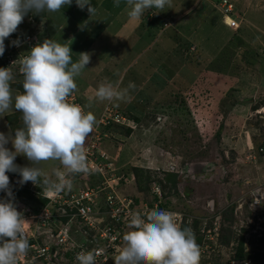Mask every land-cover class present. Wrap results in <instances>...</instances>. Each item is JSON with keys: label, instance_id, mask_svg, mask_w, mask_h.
Segmentation results:
<instances>
[{"label": "rangeland", "instance_id": "rangeland-1", "mask_svg": "<svg viewBox=\"0 0 264 264\" xmlns=\"http://www.w3.org/2000/svg\"><path fill=\"white\" fill-rule=\"evenodd\" d=\"M79 2L10 0V9L21 15L44 9L53 16V26L60 20L69 26V19L82 8ZM124 2L122 6L121 0H87L89 12L80 17L85 21L76 25L69 43L58 44L61 51L53 52L60 64L72 63L67 71L75 82L69 87L80 101L86 94L78 92V80L84 79V71H95L99 78L86 93L99 108L110 100L111 106L139 119L134 122L124 116L126 122L132 121V132L120 130L117 137L103 142L102 149L119 165L117 175L127 177L126 184L121 181L122 192L148 199L151 188L159 184L164 200L183 213L189 226L193 224L190 216L197 222L196 218L220 213L218 237L198 256L199 264L226 261L240 237L247 239L245 247L253 252V260L264 259V218L257 217L264 209V152L256 151L259 144L264 148V0H237L242 22L237 30L225 25L223 29L214 0L213 4L211 0ZM63 6L64 18L53 15ZM26 28L41 41L47 40L40 24ZM74 38L76 42L71 41ZM105 70L121 73L119 87L103 89L98 80ZM129 82L134 86L127 90ZM119 91L122 99L126 97L123 103L118 102L122 100ZM95 116L90 114L91 119ZM2 122L0 150L11 157L8 164L14 162L16 167L20 160H32L35 176L48 178L58 163L53 149L33 148L26 140L29 128H24L22 139L12 138V125ZM135 167L141 171L136 173ZM169 171L177 175L176 193L164 177ZM253 195L262 199L256 212L250 210ZM160 224L163 235L156 243L147 246L142 238L130 236L136 263L162 264L156 254L170 250L171 234L165 226L173 225ZM217 253L221 260L215 259ZM186 260L179 261L186 264Z\"/></svg>", "mask_w": 264, "mask_h": 264}, {"label": "built area", "instance_id": "built-area-1", "mask_svg": "<svg viewBox=\"0 0 264 264\" xmlns=\"http://www.w3.org/2000/svg\"><path fill=\"white\" fill-rule=\"evenodd\" d=\"M217 4L224 13L233 9L228 0ZM6 7L7 0H0V77L21 85L17 88L21 101L18 118L31 128V140L40 139L54 147L58 163L54 174L39 189L35 188L36 182L29 181V170L13 168L14 183L25 187L29 183V190L44 202L17 203L11 209L7 222L0 226V264H138L126 247L130 233H150L151 240H158L161 233L152 220L160 215L176 226L180 214L161 208L160 201H153L152 208L146 201L138 204L122 192L121 181L125 178L117 175V168L102 147L111 138L107 128L110 121L123 125L131 121L126 122L109 105L92 121L73 91L52 86L58 62L48 55L37 33H23L22 27L15 26L16 20L5 15ZM229 20L231 26L237 25ZM28 22L33 28L39 23L32 17ZM0 166L11 165L2 160ZM258 203L255 196L251 204ZM217 224L215 221L212 229L202 228L201 232L214 240L218 237ZM211 230L212 235H208ZM174 235L167 246L178 253L175 259L184 257L187 264H199L198 256L211 248L204 238L197 243ZM165 252L170 254V250ZM230 253L226 261L218 263H253L251 257L236 258L233 247ZM220 256L215 254V259L221 260Z\"/></svg>", "mask_w": 264, "mask_h": 264}, {"label": "clouds", "instance_id": "clouds-1", "mask_svg": "<svg viewBox=\"0 0 264 264\" xmlns=\"http://www.w3.org/2000/svg\"><path fill=\"white\" fill-rule=\"evenodd\" d=\"M221 0H214V3H216L215 4V6L217 7V9L221 12V14H222V19H223V22H224V25L225 26H227L228 28H230V29H233V30H237L239 27H240V23H242L241 22V19L240 20H238L240 17L239 16H236V18H234L233 17V15H232V12H233V10H234V4H233V2L231 1V0H228V1H230V2H232V4H233V9H232V11L231 12H229V13H224L220 8H219V5L217 4L218 2H220ZM12 5H11V3H10V0H7V7H6V10H5V15L7 16V17H13L15 20H16V24H15V26H17V27H22V29L23 30H30V29H27L26 27H32V26H30L29 25V22H28V18L29 17H32V18H34V20L36 21V22H39L38 24H40L41 26H43V27H45V25H44V22H45V17H43L42 19H36L35 18V16H34V14H36V13H32V12H30L28 15H26V14H24V15H21L20 13H12V10L10 9V7H11ZM45 18V19H44ZM229 19H233V20H235L236 21V23H237V25L236 26H231L230 25V20ZM38 36V35H37ZM40 39H43V38H41V37H39ZM39 39V40H40ZM44 41V40H43ZM42 41V42H43ZM46 50H47V48H46ZM47 53H48V55L49 56H54V58L56 59V61L58 62V70L54 73V75H53V77L55 76V74L59 71V70H61V68H60V63H59V61H58V58H57V56H56V54H54V53H52V51H51V48H48V50H47ZM52 77V78H53ZM0 81H1V83H0V91H2V90H6V91H8V92H10L11 94H13L14 95V100H15V104H14V109L12 110V112H10L9 114H7L6 115V118H7V116L8 115H14V114H18V116L20 115V109H21V101H20V95H19V93L17 92V88H20L19 86H13L12 84H13V82L12 81H10L9 80V78H6V76H2V77H0ZM19 84V83H18ZM71 91H73V93L77 96V98H78V95L76 94V92L74 91V90H71ZM79 100V99H78ZM79 102L81 103V105L83 106V104H82V102L79 100ZM108 105V104H107ZM106 105V106H107ZM105 106V107H106ZM83 108H84V110H85V112L88 114V116L90 117V114L87 112V110L85 109V107L83 106ZM112 108H114V107H112ZM115 109V108H114ZM102 110H103V108H102ZM102 110H101V112H102ZM100 112V113H101ZM98 116H99V114H98ZM97 116V117H98ZM96 117V118H97ZM5 118V119H6ZM96 118L95 119H91L92 121H94V120H96ZM18 120H19V118H18ZM20 121V120H19ZM6 122H7V120H6ZM21 122V121H20ZM22 123H24V122H22ZM26 126H27V124H26ZM12 137V136H11ZM26 140L27 141H29V143L31 144V146L33 147V148H35V149H38V150H46V151H51V149L50 148H52L53 149V152L57 155V157H58V154L56 153V151L54 150V147L52 146V145H48L47 144V142H44L43 140H40V139H34V140H31V138H26ZM109 140H111V138L109 139ZM109 140H107V141H109ZM38 141H41L43 144H44V147H39V145L37 144V142ZM104 145V144H103ZM264 152V151H263ZM107 153V155L109 156V158H110V161L111 162H113V164L115 165V167L117 168V166H119L118 165V163H117V161L115 160V158H113V156L112 155H110L108 152H106ZM15 160V159H14ZM15 162H18V161H16L15 160ZM20 163H21V165H18L17 164V166L16 167H18V168H21V169H27V170H29V181L31 182V179L33 178V177H35V174H34V172H35V163H33L32 162V160H20L19 161ZM12 164H14V162H12ZM11 164V166H0V181L2 182V185H0V217H1V223H0V226H1V224H5L6 222H7V220H8V215H9V213L11 212V209H13L14 208V206L17 204V203H20V204H22V203H24V204H36V205H39V204H42L43 202H44V199H42V197H40V198H36L35 197V194L34 193H32L30 190H29V187H28V185H29V183L27 184V187H25V185H19V184H15L14 182H16V179H14L13 180V175L15 174V170L13 169V168H16L15 166H13ZM30 166H32V169H30ZM6 169V170H5ZM123 169V168H122ZM55 170H56V166H55V169H54V171L48 176V178H50L53 174H54V172H55ZM117 170H118V168H117ZM125 171V175L126 176H129V175H131V174H129V172L127 171V170H124ZM47 178V179H48ZM123 178H125L124 180H122V182L124 181V183L126 184L127 183V177H123ZM121 182V183H122ZM37 184V183H36ZM158 184V183H157ZM7 185H9V186H13L14 187V190L16 191V192H14V191H8L7 189H6V186ZM159 185V184H158ZM158 185H156V186H154V187H152L151 188V190H150V193L152 194L151 196H150V198H146V199H142V198H140V196L139 195H136V194H128V195H130V196H132L134 199H135V201H137V203L138 204H140V201H141V204H143L145 201L146 202H148V204H149V207H153V201H160V207L161 208H167V209H169V210H171V211H173V212H176V213H178V214H180V220L177 222V225L176 226H170V227H167V226H165V228L166 229H168V231H170V236H171V238H170V240H168V242H170V241H173L174 240V238H175V236L176 235H174V233H177V235L179 236V238H181V240L182 241H185V239L183 240V237L181 236V233H180V231H181V225H182V223L185 221L184 220V215H183V213L182 212H177V211H175V210H173L170 206H161V204H163V203H165V200H164V197H163V194H162V192H161V190L159 189V186ZM121 186H122V184H121ZM39 188H41V185L40 186H38ZM37 186L35 187L36 189L38 188ZM38 188V189H39ZM154 188H158V191H156ZM27 193H32L34 196H33V198H30L29 196H28V194ZM255 197V195H253L251 198L249 197V202L251 203L252 202V200H253V198ZM10 200H12L13 201V203H9L8 201H10ZM262 200V199H261ZM261 200H259V203H258V205L257 206H253L250 210H253V211H257L258 210V208L259 207H261ZM259 211H261L260 213H261V215H257V217H258V219L260 220V218L261 217H263L264 218V209L262 208L261 210H259ZM150 214V213H149ZM148 214V215H149ZM220 214V213H219ZM219 214H213V215H209L208 214V216H207V218H205L204 219V216L203 217H200V218H196V219H198V221H197V226H196V228H192V227H190V229L193 231L194 230V232H196L200 237H201V241H203V238L205 239V242H207V243H211L212 241H214V240H211V239H209L208 238V236H207V233L206 232H201V229L202 228H204L205 230L207 229V228H210V229H212V227H213V223L215 222V221H219L218 219L220 218H218V216H219ZM149 216H152V217H155L154 215H149ZM190 218H191V221L193 222L195 219L193 218V216H190ZM212 218H214V219H212ZM160 222H162L164 225H170L171 223H166L163 219H162V217L160 216V215H157V218H155V219H153L152 220V223H153V227L154 228H157L158 230H160V233H161V236H160V238L158 239V240H151V237H152V234H150L149 233V235H147L146 233H143V234H141V235H137L136 234V232H131L130 233V235H129V237H128V239L127 240H125V243H126V247L128 248V251H130L131 252V255H133L132 257L133 258H135V260L137 261V262H139V260H138V258L136 257L137 256V254L136 253H134V251L133 250H135V248L133 249V247L131 248V245L129 244V242H130V236H134V238H136L137 240L139 239V238H142V242H145L146 244L145 245H149L148 243L150 242V243H156V242H158L159 240H161V238H162V235H163V229L161 228V224H160ZM204 222H205V225H204ZM173 225V224H172ZM248 232H251L250 230H248L247 231V233ZM212 233H213V231L211 230L210 232H209V234L208 235H212ZM245 237V236H244ZM245 240V239H244ZM195 241V240H194ZM197 243H199L198 241H196ZM243 245H244V241H243ZM245 247V246H244ZM131 249V250H130ZM170 256H169V258L170 259H168V257L167 258H165V256L168 254L167 252H165V253H162V254H158L157 252L158 251H156V257H158V260H159V263H162V264H172L173 262H177V264H184V262L183 263H180V261L179 260H181V259H175V257H177V255H178V253L176 252V251H174V250H172V249H170ZM177 254V255H176ZM142 258V257H141ZM179 258V257H178ZM252 258V257H251ZM77 264H87V263H85V262H78ZM140 264V263H139ZM187 264V263H186Z\"/></svg>", "mask_w": 264, "mask_h": 264}, {"label": "trees", "instance_id": "trees-1", "mask_svg": "<svg viewBox=\"0 0 264 264\" xmlns=\"http://www.w3.org/2000/svg\"><path fill=\"white\" fill-rule=\"evenodd\" d=\"M52 3V2H51ZM79 12H81V13H79ZM79 12L77 13V15L75 16V14H74V16L71 18V19H69V22H72L71 24H73V25H75L74 27L73 26H63V28L61 27L60 28V31H58V33H61L62 34V37H60L59 35H57L59 38H66L67 36H68V34L69 33H71V34H73V31H74V29H75V27H76V25L77 24H82L81 22H82V20L83 21H85L84 19H82V18H80L81 16L82 17H84L83 15H84V13L82 12V11H80L79 10ZM46 14L48 15L47 16V19H45V22H44V25H45V33L47 34L46 36V39L47 40H44L43 42H42V44L44 45V47L45 48H47V50H48V48H52V46L54 45V42H55V40H56V38H55V33H54V27H53V24H55L54 23V21H52V17H50L49 16V13H46V11L43 9V10H40V12H38V13H36V14H34V16H35V18L36 19H42L43 17H45L46 16ZM66 14V8H64L63 7V9H62V11L61 10H59V12L58 13H56V14H53V15H57L58 17H61V18H64V16L63 15H65ZM56 16V17H57ZM66 18V17H65ZM24 32L23 33H25V31H27V30H23ZM56 31V30H55ZM51 36H53L52 38H51ZM56 56H57V54H56ZM52 81H51V85L52 86H58V87H61V88H66V89H69V90H72V88H70L69 87V83H68V81L65 79V77H64V74H63V72L61 71V70H59L56 74H55V76L51 79ZM13 86H21L20 84H18V83H13L12 84ZM124 100H125V98H124ZM82 102V101H81ZM118 102H120V103H122L121 101H118ZM181 102H183L182 100H180V103ZM120 103H118V104H120ZM112 104V103H111ZM111 104H108L110 107H114V106H111ZM115 109H117L118 110V112L121 114V115H123V116H129V117H131L132 119H133V121L134 122H138L139 121V119L137 118V117H133V116H130L131 114H128V113H126L125 112V110H123L121 107H119V108H116V107H114ZM133 115V114H132ZM126 116V117H127ZM6 120H7V122H8V124L10 123L12 126V128H10L11 130V133L13 134V136H12V138H14V139H22L21 138V135L22 134H25L24 133V128H28V126H26V122H24V123H22V122H20L19 120H18V114L16 113V114H14V115H8L7 116V118H6ZM131 123H132V121H131ZM130 123V125H123V124H120V123H117V122H114V121H110L109 122V124L107 125V128L109 129V131L111 132V139H113V138H115V137H117V133H118V131H120V130H125V132H127V133H131L132 132V124ZM29 129H31V128H29ZM30 132H31V130H30ZM30 132H29V134H26V138H31L30 137ZM29 142V141H28ZM37 144L39 145V147H44V144L41 142V141H38L37 142ZM260 145V144H259ZM257 146L256 148H257V152H260L259 151V149L260 148H263L262 146ZM261 153H263V151H261ZM11 157L10 156H8V155H4L3 154V152H1V150H0V162H2V160H6L7 162H8V160L10 159ZM18 165H21V163L20 162H18ZM6 170V169H5ZM134 171L136 172V173H138V172H140L141 171V168H134ZM165 179L167 180V182H169L170 183V187H171V189L174 191V193H176V182H177V175L175 174V173H173V172H166V174H165ZM46 180H48L47 178L46 179H44L43 180V178H40L39 176H35V177H33L32 179H31V182L33 181V182H36V183H38V185H37V187L38 186H40L41 185V183L42 182H45ZM159 183H161V181H159ZM39 188V187H38ZM37 188V189H38ZM6 189L8 190V191H14V192H16L15 190H14V187L13 186H9V185H7L6 186ZM187 192V191H186ZM28 194V196L30 197V198H33V194L32 193H27ZM10 204L11 203H13V201L12 200H10V201H8ZM161 206H169V203H168V200L166 201L165 200V203H163V204H161ZM195 226V227H194ZM196 226H197V222L194 220L193 221V224L191 225V226H189L188 224H186L185 222H183L182 223V225H181V231H180V233H181V236L183 237V240L185 239L186 241H198L199 243L201 242V237L196 233V232H194V230L192 231L191 229H190V227H194V228H196ZM235 250H236V254H235V257L236 258H238V259H241V258H246V257H251L252 256V254H253V252L252 251H246L245 250V247H244V245H243V238L242 237H240L239 238V241H238V243H237V246H236V248H235ZM253 260V259H252ZM216 264H219L218 262L216 263ZM252 264H264V259L263 258H261V257H258V260L257 259H254L253 260V263Z\"/></svg>", "mask_w": 264, "mask_h": 264}, {"label": "crops", "instance_id": "crops-1", "mask_svg": "<svg viewBox=\"0 0 264 264\" xmlns=\"http://www.w3.org/2000/svg\"><path fill=\"white\" fill-rule=\"evenodd\" d=\"M86 1L87 0H80V2H79V5H81V9H82V11H83V13H84V15H85V13L86 12H89L88 11V9L87 8H85V6L87 7V5H86ZM94 1V0H93ZM123 1H125L124 3H126V2H128V1H130V0H121V2H122V4H123ZM209 2H210V0H208ZM232 1V0H231ZM138 2V1H137ZM136 2V5H138V3ZM233 2V4H234V10H233V12H232V15H233V17L234 18H236V16H239L240 17V9L238 8V6H237V0H233L232 1ZM81 3V4H80ZM211 3H212V0H211ZM65 4H68V3H65ZM213 4V3H212ZM214 5V7H215V9L216 10H218L217 9V7L215 6V4H213ZM239 5V4H238ZM65 6V5H64ZM63 6V7H64ZM122 6H124V4L122 5ZM121 6V7H122ZM62 7V8H63ZM203 7H206V3L204 4V6ZM81 9H80V11H81ZM124 12V11H123ZM79 13H81V12H79ZM218 13H219V15H220V18L222 17V14H221V12L218 10ZM83 15V16H84ZM244 19V18H243ZM242 19V20H243ZM238 20H240V19H238ZM61 22L59 23V25L57 26V25H55V26H53L55 29H54V33H55V35H56V33H57V31H60V28L62 27L63 28V26H65V23H64V21L63 20H60ZM222 21V22H221ZM221 23H222V25H223V29H226L227 28V26H226V28H225V26H224V22H223V19L221 18ZM70 26H75V25H73V24H71ZM57 28V29H56ZM228 29H230V28H228ZM55 30H57V31H55ZM128 34V31H127V33H126V35ZM57 35H59V33L57 34ZM126 35H124L125 36V38H126ZM129 35H130V33H129ZM129 35H127V36H129ZM72 36H74V33L73 34H71V33H69L68 34V36L66 37V38H64V39H60L59 37H55L56 38V40H55V42H54V45L56 44V47H55V50L53 49V46H52V48H51V51H52V53L53 52H55L57 49V51H61L62 50V47H58V44H62L63 46H65V44H67V43H69V41H70V39H71V37ZM53 36H51V38H52ZM124 38V39H125ZM127 39V38H126ZM74 40V42H76V40L77 39H72L71 41H73ZM139 40V39H138ZM260 40V39H259ZM94 40H92V42H93ZM140 42V40L138 41V43ZM133 46H136V44H132ZM68 62V61H67ZM67 62H61V64H60V68H61V71L63 72V74H64V77H65V79L68 81V83H69V85L71 86V81H74L75 82V80H73V79H71V78H69V76H68V71H67V69H69V67H70V65L72 64L71 62H69V63H67ZM84 73H85V77H84V79L83 78H79V85H78V92L80 93V95H85V100H82L81 98V101H82V104H83V106L85 107V109L87 110V112L89 113V114H93V115H96L95 116V118L98 116V114H100V112H101V110H102V108L105 106V105H107V104H111V102H110V100L109 101H107V102H105L103 105H100V107L101 108H99V103H97L96 102V99H93L91 96L92 95H90V94H87L86 93V89L88 88V87H90L91 85H92V82H94L95 81V79H97V78H99V76H96V72L94 71V72H86V71H84ZM101 75V77H100V79L98 80V81H100L101 83H102V87H103V89H107L109 86L111 87V85L113 86V88H114V86L115 87H119V86H116L120 81H121V79L119 80V76H121L119 73H117V72H113L112 74H111V72H109V71H107V70H105L104 72H103V74L102 73H100ZM114 76H116V82H114V84H112V82H113V79H114ZM96 77V78H95ZM80 80H84L85 82H84V84L82 85L81 84V82H80ZM134 85H132V83L131 82H129V84L128 85H126V87H128V88H126L127 90H129L131 87H133ZM72 87V86H71ZM74 90V89H73ZM121 90V89H120ZM75 91V90H74ZM76 92V91H75ZM105 92V91H104ZM106 93V92H105ZM119 93V99H122L121 97H120V91L118 92ZM76 94H77V92H76ZM99 94H101L102 96H103V94L104 93H99ZM78 95V94H77ZM79 96V95H78ZM89 96V98H86V97H88ZM105 96H106V94H105ZM80 97V96H79ZM105 98V97H104ZM126 98V97H125ZM127 100H129V98H127ZM118 101H121L122 103L125 101L124 100V98L122 99V100H118ZM14 104H15V100H14V95L13 94H11L10 92H8V91H6V90H2V91H0V125H2V120L3 121H5L6 122V120H5V118H6V115L7 114H9L10 112H12V110L14 109ZM8 137V136H7ZM0 138L1 139H3L4 138V134L3 133H1L0 132ZM8 139V138H7ZM13 141V140H12ZM11 141V142H12ZM23 143H21V148H24V144L22 145ZM24 150H25V148H24Z\"/></svg>", "mask_w": 264, "mask_h": 264}, {"label": "flooded vegetation", "instance_id": "flooded-vegetation-1", "mask_svg": "<svg viewBox=\"0 0 264 264\" xmlns=\"http://www.w3.org/2000/svg\"><path fill=\"white\" fill-rule=\"evenodd\" d=\"M212 207H213V205H212ZM212 207H211V208H212Z\"/></svg>", "mask_w": 264, "mask_h": 264}]
</instances>
